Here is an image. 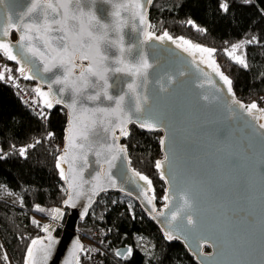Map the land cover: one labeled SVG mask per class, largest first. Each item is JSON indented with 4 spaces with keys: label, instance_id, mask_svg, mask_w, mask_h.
Here are the masks:
<instances>
[{
    "label": "water",
    "instance_id": "95a60500",
    "mask_svg": "<svg viewBox=\"0 0 264 264\" xmlns=\"http://www.w3.org/2000/svg\"><path fill=\"white\" fill-rule=\"evenodd\" d=\"M28 2L5 0L0 5V27L7 24L9 16L16 17L24 11ZM125 2L113 0L112 3H105L104 0H95L93 3V0H87L84 10L93 12L101 23H111L113 11ZM120 12L127 22L123 28L126 45L137 44L144 37L131 28V10L121 8ZM84 20L87 22V17ZM70 23H76V30H79L77 22ZM13 34L17 40V34ZM109 35L111 38L113 34ZM15 41L12 42L14 47ZM84 43L87 45V37ZM141 47L152 67L147 72V83L138 89L141 96L148 98L147 104L143 105L145 112L133 113V119L137 115H150L159 123L160 130H142L134 124L128 127H135L145 133H159V142L164 139L165 143H160L162 157L159 161L162 167L158 172L169 199L160 208H157L155 199L151 205L147 203L141 195L147 190V185L138 177H133L135 170L129 163L128 153L127 161L117 159L112 168L105 162L103 154L96 155L97 152H103L104 144L112 143L111 134H106L103 127L97 125L94 133L90 134L88 163L84 165L83 160H79L76 167H83V178L91 183H95L93 178L98 174L106 180V173L116 181L117 187L111 188L105 184L106 191L94 196L90 206L88 197L91 195V183L84 185V194L76 199L75 207L64 204L68 198L65 195L57 207L63 215L49 222L53 225L52 234L57 243L47 264H75L72 250L74 241L80 240L79 223L86 220L98 198L107 193L121 194L131 199L154 223L164 239L168 243H179L195 264H261L264 260V129L259 128V124L264 123V114L258 112L260 119L254 120L244 108L233 102V96L228 94L222 82L211 76L206 65L192 60L189 53L177 48L175 43L151 40ZM82 51L87 52V47ZM76 63H81L79 58ZM82 63L87 67V60ZM35 67L41 71L37 73V79L28 81L47 91L51 74L43 73V65L39 60H35ZM79 72V68L74 69V75L79 76ZM108 79L111 85L109 93L116 96L128 91L127 85L132 78L126 73L110 72ZM53 87L56 89L59 86ZM84 103L88 107L96 106L87 100ZM99 106L111 105L104 101ZM55 107L64 113L68 111L63 105ZM123 139L120 138V144ZM64 147L65 132L59 155ZM62 167L67 174L68 165L63 164ZM61 183L67 189L65 181L61 179ZM148 196H152L151 192H148ZM185 199L192 205L185 210L194 214L197 227L190 232H173V235H180V239L168 240L165 231L169 230L170 211L182 207ZM166 204L168 207H165ZM153 207L156 212L152 211ZM160 212L163 215H157ZM58 228L61 232L56 235ZM38 264H43L39 258Z\"/></svg>",
    "mask_w": 264,
    "mask_h": 264
},
{
    "label": "snow or ice",
    "instance_id": "6c2138e0",
    "mask_svg": "<svg viewBox=\"0 0 264 264\" xmlns=\"http://www.w3.org/2000/svg\"><path fill=\"white\" fill-rule=\"evenodd\" d=\"M5 0H0V5L4 4ZM95 0H93V3ZM105 3H112L113 0H104ZM240 6H250L252 0H232ZM154 5V0H126L125 3H120L113 11V21L111 23H101L96 15L91 12H85L87 0H29L25 6V10L18 16H9L5 26L0 27V57L7 61H14L20 67L15 71L19 73V77L13 75V69L7 64L0 67V82L11 83L14 87L15 81L22 77L24 80L37 79V73L41 70L35 67V60H39L43 65V73H50L48 78V90L43 91L37 86L32 91L35 93L33 103L39 109L35 115L41 121L50 120V111L56 105H63L68 111L67 124L65 132V147L61 155L56 157L55 167L59 170V175L67 184L65 192L67 200L65 205L75 207V201L84 194L83 187L85 184L91 183L83 178V167L77 169L76 165L79 160H83L84 165H87V152L91 150L89 147L91 140L90 134L94 133L97 125L103 127L106 134H111L112 143H106L102 146L103 152H97L96 155L103 154L105 162L109 168L115 166L114 162L117 159L128 160L127 148L119 143L121 137L129 138L132 135L128 125H137L142 130L158 131L160 125L150 115L141 117L137 115L133 119V113H143L145 109L143 105L147 104V96H141L138 89L142 84L147 83V72L152 67L149 59L141 45L147 44L148 41L156 40L161 43L171 41L176 44L177 48H181L182 41L184 45L195 47L201 53H207L209 58L217 51L215 48L205 47L200 44H193L192 41L180 36L173 37L167 30H164L160 35H156L149 29L154 26L148 20V7ZM180 5H177L179 7ZM232 4L229 0H217V11L224 15L231 12ZM125 8L131 10V19L133 21L131 28L137 31L139 35L144 37L137 44L125 43L123 28L127 26V22L121 17L120 9ZM261 15L264 16V10H261ZM84 17H87L85 22ZM79 24V30H76V23ZM138 21V24H137ZM182 23L190 26L196 31L204 34L207 29L197 25L195 21L189 17ZM13 33L17 34L15 47L10 40ZM110 33L112 37L110 38ZM87 37L88 43L85 45L84 39ZM262 41L255 35L250 38L233 43L230 45V50L225 49L226 55L243 69H248L249 64L246 54L241 52L237 54L239 49L245 48L247 45H260ZM77 44L79 47H77ZM87 47L88 51H82ZM116 49V52L111 51ZM188 51L189 48H183ZM79 53V57H77ZM35 58V59H33ZM77 58L81 61L77 64ZM87 60L88 65L85 67L83 61ZM213 72L219 77L223 86L226 87L229 95H233V102L244 108L253 119H260L256 112H264V109H259L255 101L250 105L245 106L235 100L233 94V81L228 76L220 71L215 60H211ZM79 68V76L74 75V69ZM126 73L130 76L131 82L128 83V91L123 95L113 96L109 93L108 74L109 73ZM264 75V74H262ZM169 77V81H171ZM54 85L59 87L54 89ZM92 89V92L88 90ZM67 94V96H66ZM127 98V100H126ZM207 99V97H203ZM38 99L39 103H36ZM92 102L96 106L88 107L84 101ZM104 101L110 102V107H100ZM131 101V104H129ZM259 128L264 129V123L259 124ZM117 129L119 135H117ZM55 136L54 132L47 131L45 139L51 140ZM42 143L40 139H36L34 143L21 146L18 149L19 157L28 158V150L35 148L37 144ZM163 145L164 139L160 140ZM12 149L16 146L12 145ZM10 155L0 148V161L6 160ZM130 163V161H129ZM63 164L68 165L67 174ZM162 167L161 161H156L155 168ZM105 180L100 174L94 177L95 183H91L89 191L91 195L88 197L89 206L92 198L100 192L106 191L105 184L108 187L116 188L117 184L110 175L104 174ZM133 177H138L147 185V190L141 195L149 205L152 204L155 196H148V192L152 191V181L140 172L133 171ZM161 178L164 176L161 174ZM0 188L6 189L5 185L0 184ZM8 195H13L10 190H7ZM164 200L169 197L165 195ZM115 203V201H113ZM21 206L23 203L21 201ZM165 207H168L166 204ZM192 205L185 199L182 207L170 211L168 221V229L165 231V238L168 240L180 239V235H173V232L184 233L196 229L197 220L194 214L185 209L191 208ZM33 210L41 213L44 216H50L53 221L59 219L63 212L59 208L46 210L39 204L34 205ZM156 212L155 207L152 208ZM87 214V209L84 210ZM157 215H163L162 212ZM178 223H173L177 222ZM32 223L36 225L44 236L31 238L26 245L23 264H38V258L47 264L52 255L56 238L53 236V225L51 223L40 224L38 220L33 219ZM27 239V237H24ZM142 239V238H141ZM4 245L0 244V250ZM89 250L84 247L79 239L74 241L72 255L75 258V264H81L80 254H87ZM134 254L133 247H127L123 251L117 250L115 256L124 261H128ZM0 260L4 264H10L7 253L0 255ZM71 264V262H69ZM261 264H264L262 260Z\"/></svg>",
    "mask_w": 264,
    "mask_h": 264
},
{
    "label": "trees",
    "instance_id": "16d2710c",
    "mask_svg": "<svg viewBox=\"0 0 264 264\" xmlns=\"http://www.w3.org/2000/svg\"><path fill=\"white\" fill-rule=\"evenodd\" d=\"M229 3L232 4L231 12L224 15L217 11V0H154L148 12L149 21L157 35L167 30L173 37L182 36L193 44L215 48L217 51L212 59L220 71L232 79L235 100L247 106L253 101L264 106V100L258 101L259 97L264 99V16L261 15L264 0H252L250 6H240L232 0ZM189 17L207 32L201 34L182 23ZM252 35L262 43L238 50L237 54H246L249 64L248 69H243L226 55L225 49L230 50L231 44ZM189 55L195 62L206 65L211 76L221 82L204 59ZM0 61L10 66L13 75L19 77L15 71L18 66L13 61L2 57ZM18 81L34 99L32 90L36 85L22 77ZM36 102L39 103L38 99ZM46 111L51 113L50 120L43 122L19 99L9 84L0 82V148L10 153L6 160L0 161V184L19 194L23 203L19 208L0 195V244L4 245L0 255L7 253L12 264H23L26 245L31 238L42 236L40 229L32 223L33 219L51 218L35 212L34 205L39 204L46 210L54 209L61 205L66 195L59 170L55 167L56 157L62 148L66 115L59 107ZM47 131L54 132L53 139H45ZM130 131L132 135L124 138L122 144L127 148L132 168L152 181L151 195L155 196L156 206L160 208L165 203L164 184L155 168L156 161L162 157L160 134L145 133L135 127ZM36 139L42 143L28 150V158L19 157L18 149L34 143ZM12 145L16 148L12 149ZM78 230L80 235L93 230L105 231L109 240L105 264H195L179 243H168L135 203L121 194L101 195L86 220L79 223ZM60 232L58 228L56 235ZM143 240L148 244L145 245ZM130 246L134 254L128 261L115 256L118 249ZM0 264L4 262L0 260Z\"/></svg>",
    "mask_w": 264,
    "mask_h": 264
},
{
    "label": "built area",
    "instance_id": "2783aa9c",
    "mask_svg": "<svg viewBox=\"0 0 264 264\" xmlns=\"http://www.w3.org/2000/svg\"><path fill=\"white\" fill-rule=\"evenodd\" d=\"M3 64L6 63L4 61H0V67H2ZM15 83L19 87H14L11 83L7 84H9L13 88L14 92L19 97V99L35 114L39 109L36 107V104L33 103L34 99L29 94V92L23 87V85L20 84L18 79L15 81ZM263 100L264 99L262 97H259L258 99V101ZM258 108L264 109V106L258 105ZM262 113L264 114V112ZM80 240L82 241V244L86 249L94 250L89 251L87 254H81V264H105V255L107 254L106 247L109 243V240L104 230H93L87 235H80ZM10 264H12V262H10Z\"/></svg>",
    "mask_w": 264,
    "mask_h": 264
},
{
    "label": "rangeland",
    "instance_id": "374dc122",
    "mask_svg": "<svg viewBox=\"0 0 264 264\" xmlns=\"http://www.w3.org/2000/svg\"><path fill=\"white\" fill-rule=\"evenodd\" d=\"M152 24V23H151ZM153 25V24H152ZM154 26V25H153ZM150 31H153L155 34H156V31H155V29H154V27L153 28H151V29H149ZM157 35V34H156ZM177 43H180L181 45H182V49L183 48H189V53H191V54H193V55H196V56H200V58L201 59H204L205 61H206V64L209 66V67H211L212 68V66H211V60H212V58H209L208 57V54L207 53H201V52H199L195 47H189L188 45H184L183 44V42L182 41H177ZM7 188L6 189H3V188H0V195L4 198V199H6V200H8V201H10L11 203H13L15 206H17V207H19V208H21L22 206H21V198H20V196H19V194H17V193H14V192H12V193H14L13 195H8L7 194ZM35 219L36 220H38L39 222H40V224L42 225V224H45V223H49L50 222V219H48L47 217H35ZM143 243L145 244V245H147L148 244V242L146 241V240H143Z\"/></svg>",
    "mask_w": 264,
    "mask_h": 264
},
{
    "label": "flooded vegetation",
    "instance_id": "af4514ba",
    "mask_svg": "<svg viewBox=\"0 0 264 264\" xmlns=\"http://www.w3.org/2000/svg\"><path fill=\"white\" fill-rule=\"evenodd\" d=\"M11 42L15 41L16 40V36L13 34L10 38ZM14 62V61H13Z\"/></svg>",
    "mask_w": 264,
    "mask_h": 264
}]
</instances>
